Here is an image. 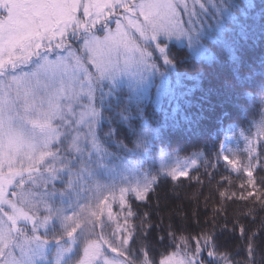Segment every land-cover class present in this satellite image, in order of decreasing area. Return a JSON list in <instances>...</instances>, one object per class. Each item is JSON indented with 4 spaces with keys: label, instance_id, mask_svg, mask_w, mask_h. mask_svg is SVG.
<instances>
[{
    "label": "snow or ice",
    "instance_id": "1",
    "mask_svg": "<svg viewBox=\"0 0 264 264\" xmlns=\"http://www.w3.org/2000/svg\"><path fill=\"white\" fill-rule=\"evenodd\" d=\"M213 118L217 159L254 185L264 0H0V264H264L258 233L239 262L220 251L226 227L178 238L169 226L138 247L129 227L128 197L188 177Z\"/></svg>",
    "mask_w": 264,
    "mask_h": 264
},
{
    "label": "trees",
    "instance_id": "2",
    "mask_svg": "<svg viewBox=\"0 0 264 264\" xmlns=\"http://www.w3.org/2000/svg\"><path fill=\"white\" fill-rule=\"evenodd\" d=\"M177 54L182 56L183 51ZM259 54L257 51L256 55ZM227 110L232 112L230 106ZM217 115L224 119L223 111L218 110ZM224 123L226 125L228 121L224 120ZM218 127V120L209 119L204 125V136L191 140V144L198 145L204 153V158L198 162V167L189 172L188 177L161 181L149 193L146 201L128 197L134 213L128 224L135 230L137 247L146 233L150 232L151 236L158 238L165 235L169 226H172V230L181 228L177 232L178 238L195 237L201 234V230L220 236L226 227L229 243L221 247L220 251L230 253L234 261L245 260L248 238L253 233L261 234V240L256 241V244L264 246V202L257 199L258 196H264V165L253 169V185L249 183L246 171L232 170L222 156L218 160L216 154L225 140L223 131L219 139L214 138ZM229 145L226 142L227 148ZM195 150L190 147L181 156ZM232 155L247 159L246 154L236 153L235 150L229 154L230 159ZM261 159L264 160V156ZM250 192L253 195L249 196ZM241 227L245 229L244 237L240 234ZM224 239L222 236L221 241ZM261 255L264 253L258 254L257 260Z\"/></svg>",
    "mask_w": 264,
    "mask_h": 264
},
{
    "label": "rangeland",
    "instance_id": "3",
    "mask_svg": "<svg viewBox=\"0 0 264 264\" xmlns=\"http://www.w3.org/2000/svg\"><path fill=\"white\" fill-rule=\"evenodd\" d=\"M227 142H229V144H230V145L228 146V148H227L229 154H233V150H235L236 153H243V154H246L245 151H244V149L247 147V145L245 144V142H244L243 139H239V140H237V139H231V140H229V141H227ZM239 159H240V158H239ZM223 161H224V160H223ZM240 161L243 162V163H246V162H247V159H246V160H244V159H240ZM224 162H226V161H224ZM226 163H227V162H226ZM229 166H230V168H231L232 170H235V169L232 167V165L229 164ZM237 166H238V165H237ZM193 168H194V167H192V168L189 170V172H190ZM113 211H114V213L120 211V209H119V207H118L117 204H113ZM121 223H123L122 218H121ZM111 227L114 228L115 225H112ZM112 255H114V254H112Z\"/></svg>",
    "mask_w": 264,
    "mask_h": 264
}]
</instances>
